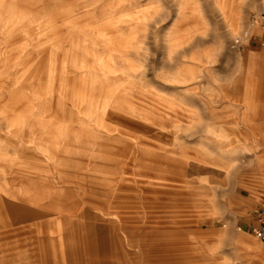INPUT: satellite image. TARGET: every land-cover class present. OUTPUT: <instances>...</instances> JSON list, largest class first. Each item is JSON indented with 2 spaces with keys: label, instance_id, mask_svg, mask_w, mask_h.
I'll return each mask as SVG.
<instances>
[{
  "label": "rangeland",
  "instance_id": "rangeland-1",
  "mask_svg": "<svg viewBox=\"0 0 264 264\" xmlns=\"http://www.w3.org/2000/svg\"><path fill=\"white\" fill-rule=\"evenodd\" d=\"M261 198L264 0H0V264H264Z\"/></svg>",
  "mask_w": 264,
  "mask_h": 264
},
{
  "label": "built area",
  "instance_id": "built-area-1",
  "mask_svg": "<svg viewBox=\"0 0 264 264\" xmlns=\"http://www.w3.org/2000/svg\"><path fill=\"white\" fill-rule=\"evenodd\" d=\"M249 231L264 245V198L258 201L251 213Z\"/></svg>",
  "mask_w": 264,
  "mask_h": 264
},
{
  "label": "bare ground",
  "instance_id": "bare-ground-1",
  "mask_svg": "<svg viewBox=\"0 0 264 264\" xmlns=\"http://www.w3.org/2000/svg\"><path fill=\"white\" fill-rule=\"evenodd\" d=\"M256 27V26H255ZM254 27V31L256 28ZM239 231L236 232L235 241L237 246L247 252L251 257L264 258V251H259V245L257 240L252 239L245 232L244 226H240Z\"/></svg>",
  "mask_w": 264,
  "mask_h": 264
}]
</instances>
